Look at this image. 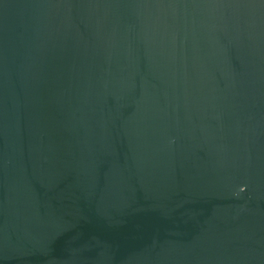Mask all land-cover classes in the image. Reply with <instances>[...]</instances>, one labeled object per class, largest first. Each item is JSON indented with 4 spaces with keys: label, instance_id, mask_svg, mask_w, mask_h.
Segmentation results:
<instances>
[{
    "label": "water",
    "instance_id": "1",
    "mask_svg": "<svg viewBox=\"0 0 264 264\" xmlns=\"http://www.w3.org/2000/svg\"><path fill=\"white\" fill-rule=\"evenodd\" d=\"M0 264H264V0H0Z\"/></svg>",
    "mask_w": 264,
    "mask_h": 264
}]
</instances>
